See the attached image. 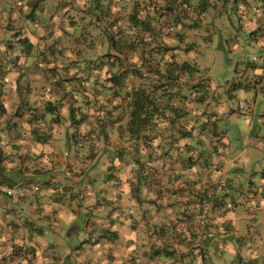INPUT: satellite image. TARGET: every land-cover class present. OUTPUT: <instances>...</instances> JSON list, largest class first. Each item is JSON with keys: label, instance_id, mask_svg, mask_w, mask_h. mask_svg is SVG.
<instances>
[{"label": "rangeland", "instance_id": "rangeland-1", "mask_svg": "<svg viewBox=\"0 0 264 264\" xmlns=\"http://www.w3.org/2000/svg\"><path fill=\"white\" fill-rule=\"evenodd\" d=\"M30 1L31 7L37 6L35 11L30 8L20 10L23 6L18 4V0H0V76L7 73L12 76L9 81L22 79L20 89L23 92L30 90L27 80L37 82V88L49 75H55L54 79L61 81L59 99L64 105L62 113L65 120L61 134L57 132L62 136L63 156L75 161L78 158L77 148L80 150L87 143L93 145L94 155L99 158L98 161L107 163L115 178L122 175L128 177L133 172L136 178H142L145 177L142 176L143 172H155L157 183L164 181L161 178L163 161L186 160L192 163L213 156L223 159L227 171L222 176V170L215 169L214 172H219V175L212 173L214 185L211 191L216 194L217 201H224L226 206L234 209L236 217H246L242 222L247 225L234 236H246L244 244H249L248 248H244L235 240L229 244L226 254L230 260H234L241 250L242 264H264L263 191L260 192V185H253L255 164H264V95H260L256 102L255 92L240 87L238 99L228 101L230 107L238 110L239 100L246 97L252 100L248 101L250 105L247 104L246 108L248 112L255 105L257 112L253 117L251 134L248 133L247 121L240 115L212 121L213 125L222 128L229 124L236 133L235 141H231L228 149L220 151L221 156L218 147L203 152L186 150L185 147L167 152L163 148L170 137L173 142L179 143L178 133L193 125L191 122L195 116L191 114L202 112L204 108V104L197 103V96L191 92L192 85L198 79L190 78L183 71L182 62L191 61L195 67L200 66L203 73L208 71L209 83L228 91L237 75L236 68H244L248 61L260 64L253 54L255 50L250 44L251 35L247 32L257 30L256 33L264 36L263 3L256 0H248L247 5H237V0ZM9 6L13 11L7 13ZM234 8L235 12L232 10ZM241 21L244 27H241ZM258 21L263 23L258 24ZM111 37L117 41V47L112 44ZM24 38L34 42L30 52L22 43ZM114 55L124 60L115 69L109 62ZM127 55L130 56L129 61ZM169 68L175 69L173 76H168ZM114 72L120 74L122 87L111 80ZM137 88L146 89L156 97L165 95V90L176 95L177 99L173 98L172 101H175L174 105H180L186 117L180 118L173 126L177 131L175 136L169 134L172 117L169 110H165L160 124L147 128V142L128 134L131 112L129 95ZM13 90V87L0 83V91L4 93L7 103L16 99ZM36 99L41 98L37 96ZM218 102L219 99L215 101L216 104ZM13 111L16 112L15 106ZM66 130L73 135L71 143L75 149L67 147L70 143ZM210 131L207 144L217 138L212 134V129ZM257 134L260 136L258 147H255L256 152L250 151L249 158L245 151L247 147L237 141ZM84 152L89 153L87 147ZM255 153L261 156L256 157ZM224 154L229 157L225 159ZM258 171L262 175L264 167ZM60 176L67 181L71 179L62 169L60 173L57 172L59 181ZM16 177L17 174L11 175V178ZM206 183L207 188L209 183ZM87 186V192H90V185ZM84 193L85 190H82V196ZM256 243L262 244L260 253L255 247Z\"/></svg>", "mask_w": 264, "mask_h": 264}, {"label": "crops", "instance_id": "crops-1", "mask_svg": "<svg viewBox=\"0 0 264 264\" xmlns=\"http://www.w3.org/2000/svg\"><path fill=\"white\" fill-rule=\"evenodd\" d=\"M30 3V0H18L23 6L19 9L35 11L37 6L31 7ZM8 10L10 13L12 7ZM251 37L253 54L261 62L264 60V36L257 33ZM257 65L255 61H248L244 68H236L237 75L228 91L212 86L208 71L196 73L194 78L205 83L197 92L203 97L202 102L196 101L204 104V108L202 112L191 114L195 116L193 125L178 133L179 143L170 137L163 148L167 152L184 147L197 152L212 151L215 147L219 153L226 151L231 141H235L236 133L229 124L222 128L212 121L239 115L247 121L251 134L257 112L255 105L248 112L246 108L252 100L247 97L239 100L238 110L230 107L228 101L238 99L240 87L255 92L256 102L264 95V79L254 78L261 71ZM10 77L7 73L0 76L1 85L13 87L16 98L7 103L0 91V181L25 183L32 191L15 198L0 193V264H220L219 260L221 264H242L241 250L234 260H230L226 252L235 240L244 248L249 247L244 244L246 236H234L247 225L242 222L246 217H236L234 209L224 201H217L216 194L211 191L215 169L222 170V176L227 171L223 159L213 156L192 163L163 161L161 178L164 181L158 183L155 172H152L154 176L143 172L145 177L142 178H136L135 172L128 177L115 178L107 163L84 152L87 143L80 150L77 148L75 161L63 156L62 136L57 131L61 134L64 115L61 113L60 124L56 122V114L47 111V101L59 100V91L45 93L40 90L43 83L37 88V82L27 80L30 90L23 92L20 89L22 79L9 81ZM245 78L250 79L247 86L241 84ZM37 96L41 99L37 100ZM217 99L218 104L215 103ZM210 129L217 138L207 144ZM66 132L70 143L67 147L75 149L71 143L73 135ZM259 140L257 134L237 142L247 147L245 151L250 158V151L256 152ZM228 157L224 154L225 159ZM261 167L263 163L255 164L253 185L261 186L264 199V172L258 174ZM176 168L178 170H174ZM61 169L71 177L69 181L62 176L59 181L57 172ZM214 173L219 175V172ZM14 174L17 177L11 178ZM166 177L169 178L164 179ZM206 182L209 183L207 188ZM87 185H90V192H87ZM82 190H85L83 196ZM261 245L255 244L258 253L263 248Z\"/></svg>", "mask_w": 264, "mask_h": 264}, {"label": "trees", "instance_id": "trees-1", "mask_svg": "<svg viewBox=\"0 0 264 264\" xmlns=\"http://www.w3.org/2000/svg\"><path fill=\"white\" fill-rule=\"evenodd\" d=\"M227 1V0H226ZM247 1L248 0H237V5L239 3H243L245 5H247ZM258 2L263 3V10H264V0H256ZM233 12L236 11V8L232 9ZM263 23L262 21H258L257 23ZM260 23V24H261ZM264 24V23H263ZM241 27H244L243 22L241 21ZM257 30L255 31H250L247 32L249 33L251 36L256 33ZM252 38V37H251ZM22 39H19V41ZM111 42L113 45H117V41L115 40L114 37H111ZM23 45L26 44L27 46V51H31L34 47V42H32L30 39L24 38L22 41ZM52 54V52H51ZM130 56L127 55L126 59L129 61ZM114 59V61L112 60ZM259 59V58H258ZM111 61V65L112 68L115 69L117 68V66L121 65L124 60L121 59V57H118L117 55H114L113 58L112 56L109 58V62ZM254 62V61H252ZM196 63V62H195ZM256 64H258V62L255 61ZM260 67L261 71L258 73L257 76H254V78L257 77V79L259 80H263L264 79V60L260 62L259 65H257ZM256 66V67H257ZM1 67V66H0ZM182 67H183V71L185 73H187L189 75L190 78H194L196 73H199L201 70H199L198 67H195L194 63L192 62H182ZM175 71V69H167V74L168 76H173V72ZM49 72V70L47 71ZM169 72V73H168ZM201 73V72H200ZM55 75H49V78L47 80L44 81L43 85L41 86V90L45 91V93H47L48 91H59L61 90V81L60 80H55L54 79ZM120 74H116V72H114V75L112 74L111 76V80L118 86L122 87L123 85L121 84L122 81H120ZM175 79V78H173ZM247 79L245 78L243 82H241V84L243 86H247ZM197 83H191L192 85V93L195 95H198L197 92L199 93L200 90L199 88H201L202 86H204V81L201 80V82H198L199 80H196ZM193 82V81H190ZM47 85H46V84ZM252 82L249 81V84H251ZM248 84V85H249ZM46 85V86H45ZM190 87V86H189ZM164 88V86H163ZM197 89V90H196ZM163 93L165 95H161L160 97H156L151 96V94L146 90V89H141V88H137V89H133L132 93H130L129 97H130V101H129V107H130V120L128 123V129L127 132L128 134L134 138V139H142L144 142L148 141V133H147V128L151 127V125H154L155 127L160 124V122L163 121V117H164V112L165 110H169L172 113V117H171V124H169V131H171V135L175 136V130L173 128V126L176 125L177 121L180 120V118H185L186 117V113L181 109L180 105H174L175 101H172L173 98L177 99L176 95L169 90H165L163 91ZM202 96L198 95L196 101L198 100L199 102H202ZM47 111L48 112H54L56 114V122L58 123H62V118H61V113L63 111V107L64 105H62L61 99L59 100H48L47 101ZM176 104V103H175ZM72 118L74 117V114H71ZM88 143L91 142V140H87ZM93 145H87V152H89L90 155H94L93 152ZM88 154V153H87ZM3 182V181H1ZM140 261V260H139Z\"/></svg>", "mask_w": 264, "mask_h": 264}, {"label": "built area", "instance_id": "built-area-1", "mask_svg": "<svg viewBox=\"0 0 264 264\" xmlns=\"http://www.w3.org/2000/svg\"><path fill=\"white\" fill-rule=\"evenodd\" d=\"M241 106H243V103H240ZM32 191V188L29 187L27 184H16V185H11L8 183H3L0 182V193L1 194H6L10 197H21L24 196ZM139 261V259H136Z\"/></svg>", "mask_w": 264, "mask_h": 264}, {"label": "clouds", "instance_id": "clouds-1", "mask_svg": "<svg viewBox=\"0 0 264 264\" xmlns=\"http://www.w3.org/2000/svg\"><path fill=\"white\" fill-rule=\"evenodd\" d=\"M4 183V182H3ZM21 184H25V183H21ZM11 185H16V184H11ZM27 195V194H26Z\"/></svg>", "mask_w": 264, "mask_h": 264}]
</instances>
